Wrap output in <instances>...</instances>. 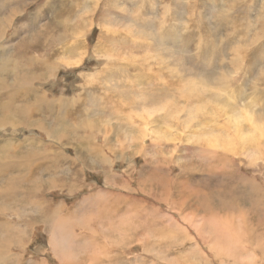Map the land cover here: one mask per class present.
<instances>
[{
  "label": "rangeland",
  "instance_id": "rangeland-1",
  "mask_svg": "<svg viewBox=\"0 0 264 264\" xmlns=\"http://www.w3.org/2000/svg\"><path fill=\"white\" fill-rule=\"evenodd\" d=\"M106 1L80 0L82 7L77 4L75 15L64 19L66 26L86 22L82 65L64 66L70 55L64 48L75 39L65 37L52 52L54 74L30 80L28 89L37 98L28 93L19 102L25 113L9 116L11 121L0 116V191L8 195L0 198V209L21 194L9 190L13 163L21 164L18 178L33 173L32 183L41 186L21 216H13L15 206L0 212V222L23 231L10 232L8 239L0 231V259L10 264H264V0ZM45 3L0 0V66L5 58L17 60L8 65L9 73H0L3 92L26 91L24 84L17 87L16 44L45 24L51 33L58 31L52 20L66 9ZM98 41L103 50L94 57ZM48 46L30 45L29 51L49 58ZM119 51L124 62L111 57ZM75 58L81 59H70ZM157 63L166 66L163 83L153 76L154 83L146 85L147 77L134 69L162 72ZM96 70L102 72L96 82L77 86L80 71ZM3 98L0 108H7L12 100L7 94ZM44 100L49 105L41 104ZM42 106L52 116L45 117L38 110ZM64 154L78 158L76 164L46 166L65 163ZM36 201L46 208L35 207ZM35 208L40 213L50 208L54 221L37 222L35 216L30 221Z\"/></svg>",
  "mask_w": 264,
  "mask_h": 264
},
{
  "label": "bare ground",
  "instance_id": "bare-ground-1",
  "mask_svg": "<svg viewBox=\"0 0 264 264\" xmlns=\"http://www.w3.org/2000/svg\"><path fill=\"white\" fill-rule=\"evenodd\" d=\"M48 1H49V3H48ZM46 0V3H45V5L47 6L48 5V7L49 6H53V8L52 9H59V5L60 6H63L66 10H60V12H58V14L57 15H55V17L53 18V20H52V25H54L55 26V28H57V30L58 31H54L53 33H51L48 29H49V24H45V26L43 27V29L40 31V33H38V32H36L35 33V35L33 36V37H24L21 41H20V43H17L16 45H18V46H16L15 47V49L16 48H19V49H17V51H18V53H19V57H20V66H21V68L20 69H18L20 72H21V78L19 79V80H17V87H20V86H22L23 84H24V87H23V89H26V91L25 92H22L19 96H15L17 93H15L14 95H13V93L11 94L10 92H8V91H2V90H4L5 88H6V85L4 84V82H3V79L1 80V85H0V102L1 101H5L4 100V96L7 94V95H9L10 96V98L8 99L9 100V102L12 100V103L6 108V106L4 105L2 108H0V116L1 117H4V119L5 120H8V121H11L10 120V118H9V116H13L14 118L17 116V115H19V112H21V114L23 115L24 113H25V111H24V109L22 108V107H20V106H18L19 105V102L21 103V102H23V101H25L26 100V97H28V93H29V95H31V97L32 98H37V95H35L34 94V92H30V91H32V90H30V89H28V85L30 84V80L31 79H33L34 77H36V76H40L41 78H43L44 76H46V75H48V74H50V73H52L50 76H52L53 74H54V67H55V62H54V59H53V55H52V52H54V50H56L55 48L58 46V43L61 41L62 42V40L65 38V37H67V36H69V35H71L72 37H74L75 39H73V40H71L68 44H66V49L64 48V53H69L70 55L68 56L69 57V59H65V64H64V66H69V67H78L79 65H82L81 63H82V56L87 52L86 51V49H88L87 48V42H86V38H82L83 36V31H84V29L82 30V21L84 20H80L79 22L81 23H77L75 26H72V25H70V26H66L65 24H63V22H64V19H65V17L66 16H74L75 15V13H74V8L73 7H76L77 6V4H78V6L79 7H82V5H81V3H82V1H81V3L79 2L80 0H76L77 1V3H76V1L75 0H71V2L70 1H68V0ZM108 2V0L106 1V3ZM20 3H22V2H20ZM19 3V4H20ZM57 3V4H56ZM12 4V3H11ZM54 4L58 7H54ZM238 6V5H237ZM20 11H21V9L20 8H18ZM88 9V8H87ZM108 10H109V8H108ZM107 10V8H105L104 9V13H103V17H104V15L106 14V12L108 11ZM170 10V9H169ZM77 12H78V10H76ZM81 11V10H80ZM14 12V11H13ZM17 12V11H16ZM18 13H20V12H18ZM82 13V12H81ZM88 13V11L86 10L85 11V15ZM15 14V13H14ZM80 14V13H79ZM16 15H17V13H16ZM24 15V14H23ZM35 15V14H34ZM8 16V15H7ZM87 16V15H86ZM88 16H89V14H88ZM107 15H105V17H106ZM8 18V17H7ZM70 18H72V17H70ZM80 18H83V16H81ZM88 18V17H87ZM5 19V18H4ZM66 23V22H65ZM83 23H86L85 22V20L83 21ZM258 23V22H257ZM69 24V23H68ZM253 25H256V24H253ZM258 26V25H257ZM1 27V26H0ZM84 28V27H83ZM255 28V27H254ZM253 28V30H255ZM259 28H260V25H259ZM258 28V29H259ZM104 30H105V27L103 28ZM20 31V27H18L17 29H16V31H15V33H16V36H17V38L20 36L19 34H17L18 32ZM262 31V30H261ZM260 31V32H261ZM58 32V33H57ZM259 32V31H258ZM57 33V34H56ZM84 34H86V32L84 33ZM233 34V33H232ZM251 34V33H250ZM257 34H259V33H257ZM102 35H103V33H102ZM260 35V34H259ZM82 36V37H81ZM176 36V35H175ZM245 36H248V35H245ZM244 36V37H245ZM255 36V35H254ZM252 37H253V33H252ZM80 38H82L81 40H80ZM100 38V37H99ZM230 38L232 39V40H234V37H232V35L230 34ZM237 38V37H236ZM256 38H257V36H256ZM238 39V38H237ZM258 39V38H257ZM261 39H262V37H261ZM31 40V41H30ZM99 40V39H98ZM253 40V39H252ZM264 40V39H263ZM234 41H236V40H234ZM244 41H245V44L248 46V45H250L251 43H250V39H249V36H248V38L247 39H244ZM259 41V40H258ZM228 42V41H227ZM242 40H241V37L238 39V42L237 43H239L240 45H242ZM257 42V41H256ZM206 44V43H205ZM244 44V45H245ZM255 44V43H254ZM257 44V43H256ZM30 45H38V46H40V47H44V46H46V45H49L48 46V48H45L46 49V53H48L49 51H50V54L48 55V57L49 58H41L40 57V54H37V52H35V51H33V52H31V51H29V46ZM263 45V44H262ZM103 44H102V42L101 41H98V44L96 45V48H95V50H94V52H95V54L94 53H92L93 54V56L95 57H101V54H102V50H103ZM232 46V45H231ZM67 47H69V48H67ZM238 47H240V46H238ZM245 47V46H244ZM122 49V48H121ZM204 49V46L202 47V50ZM14 50V49H13ZM118 50V49H117ZM123 50H125V49H122V51ZM234 50H236L235 49V47L233 46L232 48H231V50H230V52H233ZM244 50H246V48L244 49ZM57 51V50H56ZM15 52V51H14ZM106 52H107V49H106ZM124 52V51H123ZM133 52V51H132ZM237 52V51H236ZM261 52V51H260ZM159 53V52H158ZM130 54L131 55H133L134 53H131L130 52ZM55 55V54H54ZM124 55H128V54H126L125 52H124ZM208 56H207V59L209 60V61H211L212 62V58H211V53H209V54H207ZM77 56H79L81 59H79V58H75V59H70V58H73V57H77ZM121 56H122V54L120 55V51L118 52V54H111V57L113 58V60L114 61H119V62H124L125 60H126V57L124 58V57H122L121 58ZM85 57V56H84ZM51 58V59H50ZM131 58H132V56H131ZM164 58V57H163ZM4 59V58H3ZM49 59V60H48ZM129 59V58H128ZM133 65H134V62L137 60L136 58H135V56L133 57ZM162 61H164V59H162V58H160V60H159V62L161 63ZM10 62L11 63H13V64H17V60H15L14 61V59H12L11 60V58L10 57H8V58H5L4 59V61H3V65L2 66H0V73H1V75L2 74H7V72H8V65L10 64ZM100 62V61H99ZM110 61L108 60V63H109ZM165 62V61H164ZM174 62V61H173ZM253 62V61H252ZM111 63L112 64H114L113 63V61H111ZM163 63V62H162ZM155 64V63H154ZM153 64V65H154ZM158 64V63H157ZM166 64V63H165ZM164 64V65H165ZM212 64V63H211ZM253 64V63H252ZM123 66H124V64H122ZM129 65V64H128ZM140 65V64H139ZM159 65V64H158ZM152 66V65H151ZM250 66V65H249ZM248 66V67H249ZM159 70H161L162 72H160V71H158V72H153L152 70H150V68H148V70H145V69H143L142 67H140L139 69H134L135 71H137L138 72V74H140V75H142L143 77H147V81H145V82H147V84L146 85H151V84H153L154 83V77L156 78V80L157 81H159V80H161L164 76H163V70L165 69L164 67H166V66H164L163 67V65L162 64H160L159 65ZM254 67V66H253ZM250 68V67H249ZM252 68V67H251ZM250 68V69H251ZM126 69H128V66L126 67ZM17 70V71H18ZM25 70V71H24ZM130 70V69H129ZM248 71V70H247ZM24 72V73H23ZM113 72V71H112ZM126 72H127V70H126ZM250 72V71H249ZM9 73V72H8ZM101 70H96V72H95V74H92V73H89V72H83V71H80V73H79V78H80V82L77 84V86H80V87H83L84 85H88L87 83L89 82V81H94V82H96V78L99 76V75H101ZM120 74H122V71H120L119 72ZM228 73V72H227ZM263 73V72H262ZM99 74V75H98ZM1 75H0V79H1ZM24 75V76H23ZM82 75V76H81ZM118 75V74H117ZM49 76V77H50ZM127 77H128V74L126 75ZM154 76V77H153ZM120 77V76H119ZM124 77V76H123ZM130 78V77H129ZM240 78V77H239ZM217 79H219L218 81H220V82H223L224 81V78H223V75H221L220 76V74L218 75V77H217ZM236 79V78H235ZM245 79V78H244ZM108 80H110V78L108 79ZM237 80V79H236ZM110 81H111V83H110ZM109 81V83L110 84H112V80H110ZM116 81H118V80H116ZM162 81V80H161ZM93 82V83H94ZM182 82V80H180V83ZM257 82V81H256ZM103 83V87H102V89H101V87H100V89L101 90H104V87H105V85H107L106 84V82H102ZM118 83V82H117ZM162 83H163V81H162ZM259 83V82H258ZM258 83H256V84H258ZM97 84H99V83H97ZM115 84H116V82H115ZM140 84H144V82H141ZM245 84V83H244ZM90 85V84H89ZM118 86H119V84H118ZM217 87V86H216ZM222 87H223V85H222ZM93 88H96V87H93ZM221 88V87H220ZM219 88V89H220ZM258 88V87H257ZM85 91V90H84ZM94 91V90H93ZM223 91V90H222ZM82 92V91H81ZM89 92V91H88ZM223 92H226V91H223ZM228 92V91H227ZM91 93V92H90ZM262 93V92H261ZM104 94V93H103ZM225 94V93H224ZM15 96V97H14ZM64 96V95H63ZM62 96V97H63ZM93 96V95H92ZM98 96V95H97ZM109 98H113V95H107ZM102 97V96H101ZM77 98V97H76ZM100 98V97H99ZM73 99H75V98H73ZM98 98L96 97V100H97ZM100 100H98L97 102H99ZM8 102V103H9ZM1 104H2V102H1ZM41 104H47V105H49L48 104V101L47 100H44V101H42L41 102ZM38 105V104H37ZM219 105V104H218ZM217 104H216V106H218ZM220 106L221 105H219V108H220ZM5 107V108H4ZM199 107V106H198ZM224 107V106H223ZM222 107V108H223ZM41 108V109H40ZM38 110H40L41 112H43V115L46 117H48V115H46V113H50L51 111L50 110H47V109H45L43 106L42 107H40ZM44 108V109H43ZM207 108V107H206ZM222 108H220V110H223ZM117 108H115V110H116ZM201 109V108H200ZM208 109V108H207ZM202 110V109H201ZM210 110V109H209ZM31 113L33 114V113H36L35 111L36 110H34V109H31ZM39 111V112H40ZM106 111V110H105ZM206 111V110H205ZM249 110H247V113H249L248 112ZM50 115L52 116V112L50 113ZM249 115V114H248ZM250 116V115H249ZM57 118H59V116H56ZM123 117V116H122ZM235 119H237V118H235ZM235 119L233 118V120L235 121ZM55 120H57V119H54V121ZM253 120V119H252ZM255 120V119H254ZM30 121V120H29ZM32 123V121H30L29 122V124H31ZM263 124V123H262ZM238 125V124H237ZM3 127V128H2ZM79 127V126H78ZM0 128H2V130L4 129V126H0ZM78 130V129H77ZM16 140V139H15ZM36 142H37V140L35 141V145H36ZM215 145V144H214ZM213 146H210V148H212ZM205 148V147H204ZM204 148H202V149H204ZM207 148V147H206ZM209 148V147H208ZM214 149V148H213ZM17 150V149H16ZM16 150H15V152H16ZM212 150V149H211ZM210 150V151H211ZM202 151V150H201ZM203 151H205V150H203ZM208 151V150H207ZM211 152H213V151H211ZM214 152H216V151H214ZM218 152V151H217ZM21 153H23V152H21ZM202 153H204V152H202ZM207 153V152H206ZM36 154V153H35ZM34 154V155H35ZM75 154V153H74ZM208 154H209V152H208ZM213 154V153H212ZM215 154H217V153H215ZM215 154H214V156H215ZM19 155H21V154H18V155H15L14 157H19ZM213 156V155H212ZM95 157H96V160H99V155L98 154H96L95 155ZM2 158V157H1ZM63 158H65V163H57V162H55V163H51V164H46V166H48V167H53V169L54 168H58L59 169V167H66V166H64V165H67V166H69V165H72V163H73V165L74 164H76V162H77V159L78 158H70V157H68L66 154H64V156H63ZM19 159V158H18ZM221 159V158H220ZM85 161V160H84ZM100 161V160H99ZM88 162V161H87ZM23 165V164H22ZM25 166V165H24ZM36 166H39V165H36V163H34L33 164V166L32 167H36ZM31 167V168H32ZM44 167V166H43ZM11 168H12V170H13V172H12V174H11V176L9 177V190L10 191H16L17 190V192H18V189L21 191V194H20V192L19 193H17V196L14 198V200L12 201H9V202H7L8 203V205H7V207H13V206H15V207H18L14 212H13V216H15V218H17L19 215L21 216V211L23 210V208H24V206L26 205H28V206H31V202L33 201H31V200H29L28 198L29 197H33L34 195H37L38 193H39V191L41 190L40 188H41V186H36L34 183H32V180H31V178H32V176H33V173H29L28 172V176L26 177L27 179L25 180L23 177L22 178H18L17 176H16V174H15V172L16 171H20V169H21V164L20 163H13L12 165H11ZM40 170V169H39ZM34 171V170H33ZM79 171V170H78ZM39 172V171H38ZM15 174V175H14ZM25 174V172L23 173V175ZM75 175H77V174H75ZM6 181V180H5ZM7 182V181H6ZM4 185V184H3ZM7 185V184H6ZM51 185V184H50ZM6 187V186H5ZM177 187V186H176ZM1 188V187H0ZM23 188L25 189V188H27V189H29V190H27V189H25V190H23ZM2 190V189H1ZM31 190V191H30ZM23 191V192H22ZM6 193H7V191H6ZM5 194V191H4V193H3V190L2 191H0V198H2L4 201H5V198H8V195H4ZM31 199V198H30ZM34 203L32 202V205H33ZM46 204V203H45ZM45 204H43V206H45ZM4 205V204H3ZM40 204L38 203V201H36V206L35 207H37V208H42L41 206H39ZM25 206V207H26ZM27 206V207H28ZM47 206H49V205H47ZM7 207H4V209L2 208V209H0V212H2V211H5L6 210V212L7 211H9V210H12V209H8ZM22 207V208H21ZM253 207V206H252ZM34 208V207H33ZM44 208H46V206L44 207ZM38 209V210H39ZM50 209V208H49ZM49 209H44V210H42L41 212L42 213H40V212H38L37 211V209L35 208V211H37V215H33L32 214V216L30 217V221H32V219H33V216H35L36 218H37V222H39V221H45V223L47 224L49 221H50V224L54 221V215H55V213H53V215H52V213H50V210ZM68 212V211H67ZM5 215V214H4ZM7 215H9L8 213H7ZM68 215V214H67ZM217 215V214H216ZM89 216V215H88ZM219 216V215H218ZM64 217V216H63ZM219 217H221V216H219ZM215 220H217L218 219V217H217V219L216 218H214ZM220 220V219H219ZM216 222V221H215ZM227 222V221H226ZM17 223H20V221H17L16 222V224ZM0 231H2V234H4L5 235V239H8V237H10V232H16V235L15 236H20L22 233H23V231H21L20 229H18V227L17 228H15V230H13L12 229V226L10 225V223L9 222H0ZM44 224V223H43ZM225 224V223H224ZM25 226H26V224H24ZM200 225V224H199ZM53 226V225H52ZM62 226V225H61ZM60 226V227H61ZM220 226V225H219ZM226 227H228V226H226ZM220 228V227H219ZM10 229H12L11 231H9ZM23 229V228H22ZM26 229V228H25ZM182 229V228H181ZM222 230V229H221ZM225 230H227V229H225ZM128 233V232H127ZM186 233H188V232H186ZM55 238V237H54ZM16 240V239H15ZM9 241V240H8ZM178 241V240H177ZM169 242H171V241H169ZM165 244V243H164ZM161 245V244H160ZM166 246V245H165ZM180 246V245H179ZM183 246V245H182ZM167 247V246H166ZM166 250V249H165ZM64 252V251H63ZM203 253V252H202ZM124 254V253H123ZM205 254V253H204ZM17 255V254H16ZM65 255V254H64ZM264 255V254H263ZM204 256V255H203ZM3 258V257H2ZM117 259V258H116ZM120 259V258H119ZM118 260V259H117ZM261 260V259H260ZM119 262V261H118ZM45 263V262H44ZM262 263V262H261ZM0 264H10L9 263V260L8 259H0ZM42 264V263H41ZM66 264V263H65ZM86 264V263H85Z\"/></svg>",
  "mask_w": 264,
  "mask_h": 264
}]
</instances>
